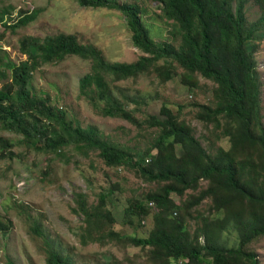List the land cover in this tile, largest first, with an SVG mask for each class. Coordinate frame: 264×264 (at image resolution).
<instances>
[{"label": "trees", "instance_id": "1", "mask_svg": "<svg viewBox=\"0 0 264 264\" xmlns=\"http://www.w3.org/2000/svg\"><path fill=\"white\" fill-rule=\"evenodd\" d=\"M75 1L80 7L121 11L127 19L134 46L146 55L134 63L110 64L97 47L79 43L74 35L22 38L20 51L27 56L26 61L15 64L0 49L3 55L0 57V123L29 140L39 138L42 151L59 154L68 146L96 151L109 168H119L129 162L147 182L164 183L161 189L151 193L147 203L135 200L130 205L131 216L141 220L148 218L150 202L157 205L153 229L145 239H124L115 232H105L115 223L108 210V195L102 193L98 204L89 207L86 196L76 194L74 213L83 217L84 223L82 243L123 241L135 248H149L153 264H171V260H187V264H258L256 255L248 247L264 237V124L260 119L261 83L249 51L254 39L264 37V30L248 26L245 13L248 0H154L162 5L165 17L178 25L182 33L179 47L172 43L158 44L151 38L137 4L118 0ZM257 2L264 10V0ZM11 12L8 8L0 10V25ZM38 14L39 11H22L9 29L14 32L29 25ZM259 25L264 28V12ZM4 36L0 35V41ZM68 56L90 61L91 72L79 83L80 95L103 103L101 114L105 118L135 120L134 112L112 96L111 83L150 73L164 75L166 81L171 78L173 62L190 73L212 80L217 84L216 108L199 105L198 118L216 125L220 117L226 119L230 124L226 135L231 138L232 148L229 151L220 148L216 154H210L195 138L191 127L163 107L164 119L156 116L149 119L152 126L161 129L156 143L157 156L148 166L133 162L125 150L101 139L96 129L73 127L49 100L43 101L31 94L32 74ZM163 59L173 62H167L170 65L164 67L159 64ZM7 80L10 81L6 83ZM12 146L0 137V156L14 157L15 154L4 152ZM203 180L209 186L194 197L190 208L210 198L212 209L224 212L225 222H233L238 231L236 247L228 248L216 238L214 228L223 230L225 222L210 230L204 227L201 234L205 235L206 244L203 246L198 241L199 235L193 239L184 226L179 213L183 208L188 209V202L182 208L171 195L181 197L189 190L198 191ZM0 228L10 231L9 226L1 224ZM35 232L41 234L39 228ZM48 255V264H73L51 246H48Z\"/></svg>", "mask_w": 264, "mask_h": 264}, {"label": "rangeland", "instance_id": "2", "mask_svg": "<svg viewBox=\"0 0 264 264\" xmlns=\"http://www.w3.org/2000/svg\"><path fill=\"white\" fill-rule=\"evenodd\" d=\"M118 1L140 7L142 21L156 43H172L176 47L182 44L178 25L165 17L161 4L154 0ZM6 8L12 12L0 25V35H5L0 49L15 64L27 60L20 51L22 38L43 39L59 34L74 35L79 43L97 47L110 64L134 63L146 55L134 46L127 19L119 10L80 7L75 0H0V10ZM22 11H39V14L34 22L13 32L9 26L19 19ZM263 12L257 0H248L245 5L248 26L263 31L259 25ZM253 42L249 52L261 83L260 119L264 124V37ZM167 62L173 61L163 59L159 64L165 67L170 65ZM172 65L171 78L166 81L164 75L150 73L110 84L112 96L134 112V121L105 118L101 114L103 103L80 95V80L91 72V63L79 57L68 56L61 62L44 65L32 74L29 89L34 97L49 100L66 123L84 130L96 129L101 139L119 146L133 162L145 166L151 165L157 156L156 143L161 134V129L152 126L149 119L151 116L164 119L163 107L190 126L195 138L210 154H216L220 148L229 151L232 148L231 138L226 135L229 122L220 117L216 125L198 118L199 105L216 108L217 84L199 73L186 71L175 62ZM0 137L13 145L4 152L15 154L14 157L0 156V225L10 227L8 232L0 228V264L9 261L48 264V246L73 264H153L149 248H135L123 241L84 245L83 217L74 213L75 195H85L89 207L98 204L102 193L108 195L107 206L115 223L105 232H115L124 239H145L153 229L157 205L153 202L152 207L148 206L144 225V220L131 216L130 205L135 200L147 203L151 193L161 189L164 183L147 182L129 162L119 168H109L96 151L74 146L65 147L59 154L42 151L39 138L29 140L5 129L2 123ZM177 153H181L179 148ZM208 186L209 182L203 180L198 191L189 190L181 197L171 195L182 208L188 202V209L183 208L179 215L192 238L199 235L201 246L206 244V237L201 234L204 227L210 230L226 221L224 212L212 209L210 198L190 208L194 197ZM213 231L222 245L228 248L238 245L239 233L233 222L227 221L223 230L214 228ZM248 248L256 255L258 264H264V237L256 239ZM170 262L187 264V260Z\"/></svg>", "mask_w": 264, "mask_h": 264}, {"label": "built area", "instance_id": "3", "mask_svg": "<svg viewBox=\"0 0 264 264\" xmlns=\"http://www.w3.org/2000/svg\"><path fill=\"white\" fill-rule=\"evenodd\" d=\"M153 205H154L153 202H150V203H149V206H150V207H152ZM144 223H145V220L143 221V225H144Z\"/></svg>", "mask_w": 264, "mask_h": 264}]
</instances>
